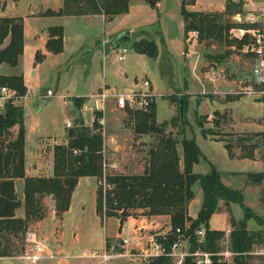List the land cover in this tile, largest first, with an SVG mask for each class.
Listing matches in <instances>:
<instances>
[{
    "label": "trees",
    "instance_id": "trees-1",
    "mask_svg": "<svg viewBox=\"0 0 264 264\" xmlns=\"http://www.w3.org/2000/svg\"><path fill=\"white\" fill-rule=\"evenodd\" d=\"M129 0H85L84 4L69 10L66 0L61 9L45 11V14H82L86 11L101 13L108 17L127 11ZM151 8L158 0H143ZM193 0H180V15L183 19V32L196 30L201 39L211 37L214 41H222L223 34L236 24L221 23L215 13L187 11L185 5ZM246 27L248 29L252 28ZM234 28V27H233ZM239 28H242L239 26ZM45 49L51 53L62 50L61 26H49L46 29ZM247 35L240 39L225 38V43L235 47L246 42ZM252 37L249 34V45ZM22 23L18 17H0V65L14 68L12 74H0V86H6L14 92V96L25 94L26 88L19 72L22 53ZM132 49L146 57L156 56L153 41L139 39L130 43ZM249 52V51H248ZM251 53V52H250ZM42 58L35 52L34 61ZM254 90H264L261 84H255ZM169 99L174 100L172 96ZM179 99V98H178ZM183 115L169 121H155V107L151 102L146 110H124L133 137L147 135L150 143L146 151V160L139 173L103 172L102 136L96 121L85 125L81 120L65 128L64 137L52 146V173L50 176H25L23 170V115L22 108L14 105L12 97L4 102L0 112V256L18 255L23 249L24 235L31 223L42 219L46 205L44 198L51 200L54 215L61 219L67 211L71 193L79 177H90L95 180V212L102 217L117 219L118 229L122 222L131 215L159 216L168 218V231L163 244L168 249L176 238L175 228L187 237L188 250L199 249L210 253L212 264H228L220 252L227 251L231 264H263V231L261 220L253 216L243 203L242 192L224 185L218 172L210 165L206 173H195L191 167L203 156L194 138L183 134L185 126V98L181 97ZM259 100L264 101V97ZM80 103V102H79ZM79 103L77 105H79ZM178 112V107H177ZM216 113V112H215ZM201 118L196 124L201 136H211L214 140H222L219 132L212 127H203ZM177 126V137L166 126ZM217 125V120L213 121ZM261 140L264 132L259 133ZM238 140V138H237ZM229 156L232 145L223 143ZM263 146V142H262ZM248 182L258 184L264 173H248ZM21 179L22 199L15 193L14 180ZM197 182L201 191L200 206L194 218L187 215V205L193 198L192 184ZM223 209L219 207V203ZM229 203H237L243 209V217L235 220L230 215ZM22 209V216H15V210ZM225 212L228 215L227 233L224 230L212 229L208 226L211 214ZM256 218V228L249 230L245 221ZM204 229L203 240L198 242L193 231L199 227ZM226 238L225 249L221 251L220 243ZM14 239L17 243H14ZM19 243V246H17ZM107 247V244L104 243ZM19 248V249H18ZM146 264H172L167 256L152 258ZM183 264H192L191 257H184Z\"/></svg>",
    "mask_w": 264,
    "mask_h": 264
},
{
    "label": "rangeland",
    "instance_id": "rangeland-1",
    "mask_svg": "<svg viewBox=\"0 0 264 264\" xmlns=\"http://www.w3.org/2000/svg\"><path fill=\"white\" fill-rule=\"evenodd\" d=\"M257 1L258 3L261 2V0ZM249 12L256 13L255 11ZM145 17L146 15L142 13V11H135L132 16V22L126 24L125 27H137V22ZM122 22V20H115L114 26ZM225 22L227 24H236L232 17L226 18ZM242 24L245 25V23H239L240 27H242ZM247 25V27L252 26L251 24ZM34 26L35 20H30L27 22L28 29H31ZM169 31H171V28H169ZM234 32L235 31L233 30L225 32L223 37L226 35L225 38H232L234 37ZM107 33L108 31L105 29L103 32L99 33L98 39H109V35H107ZM248 33L250 34V32ZM66 35L68 36V41L66 43L67 49L63 56L48 55L45 59H42L40 62H38V65H33V58H30L26 53L27 56L22 58L19 66V69H21L23 73L24 79L26 80L27 84L30 85L32 90V96L25 98L20 96L12 97L13 104L22 108L24 146L27 159L30 158L29 155L33 153L35 146H37L35 137L38 136V140L41 143H49V146H46L45 148V155L51 149V145L63 140L61 135L65 130L64 109L68 107L71 109L69 111V119H71L75 114L73 107H77V104L81 99L78 100V98L71 97L69 102H62V98L59 96L62 91L70 93L71 91L76 90L84 91L88 88L94 89L95 86L100 84L103 76L106 75V72L110 75L112 74L116 80L120 74L119 70L124 67L125 63L127 64L125 72L126 77H128L130 74H134L138 82H140L144 76L148 77L156 87L157 92H159L157 97L158 113L155 115L156 123L161 121H169L171 118L177 116L178 98H186V96L184 94L178 95L176 93L166 96L164 94L167 93L169 89L174 91L176 88L182 86V78L179 77L182 72L181 65L183 63L182 61L186 62L187 55L193 53V48L191 46L187 47V54L183 56L178 53V50L180 49L179 44H174V49L170 54L169 62L165 61L163 67L157 69L151 64V62H147L154 61L153 58H143L147 60H145L146 64L144 61L140 63L128 61L129 56L132 53L130 50L134 51L130 45V48L126 46V52L123 56H127V58L124 61L116 60L115 52L105 54V58L102 57L101 52L95 53V55L90 57V54H88L86 51L93 47V40L94 38H97V35H93L92 31H85L83 23L67 26ZM187 36L188 33L184 32V37L187 38ZM188 38L189 40L192 39L189 36ZM193 38L196 40L198 37L195 36ZM138 40L139 39L135 41ZM221 46V43L217 44V48H220ZM205 55V59L208 60L210 58L207 57L209 54L206 53ZM101 58L103 61L106 59V71L101 67ZM211 61L218 64L221 72L225 71L226 66L229 67L228 65H230L222 59H217L214 61L212 58ZM152 63H155V61ZM244 72H247V69H244L241 72L240 75L243 77ZM46 89H49L52 92V95H46ZM169 96H172L174 100L171 101ZM2 110L3 107H0V112ZM172 112L175 114L172 117H169ZM103 118L104 123L101 125L100 130L102 132V154L106 163L105 170L117 173H139L146 160V151L150 143L149 136L140 135L131 138L129 133L130 121L126 120L127 116L124 110L117 109L113 105L111 99L107 102L104 108ZM184 118L185 126L182 128L183 134L187 137L196 135L200 150L209 161L213 162L215 167L217 166L218 170H220L222 179L225 180L226 177L223 172L229 167L226 160L225 150L222 148L220 143L200 140V136H198L196 127L197 124L196 121H194V110L192 108H186L184 111ZM77 120L78 118H75L72 121L74 123V121ZM212 120H214L213 115L210 116V121L208 122L204 118H201L202 126L212 127L215 129L214 125L212 124ZM216 120L218 121V119ZM81 121L85 125H90L89 116H86L84 120ZM219 126L220 124H218V127ZM228 128L231 127L222 126L220 129L226 130ZM166 130H170L173 134H176L177 126L168 125L166 126ZM177 137H180V134H178ZM236 137L237 136L235 135L228 138L234 139ZM262 142L263 146L260 153V158L264 157V139H262ZM134 164L135 166H133ZM208 170V164L206 165L203 163L197 165L194 168V171L201 174L207 172ZM261 172L264 173V169H262ZM241 181H243V177H236L234 182L227 183V187L229 186L233 189L240 188L239 190H241L242 194L244 195H242L243 203L249 207V211L253 216H256L261 220L264 246V177L258 184H252L250 182L246 183L250 185H247V189H243L240 186L242 185ZM95 191L96 183L94 179H91L90 177L80 178L72 191L68 211L64 216H62L61 219H57L54 214L52 215L46 197L44 200L46 205L45 215L42 219L31 223V225L28 227V230L24 235L23 249H21L18 253L19 256L28 258L30 260L17 257L0 258V264H54L55 259L58 258L60 259L59 264H63L61 257L66 258V264H92L93 262L95 263L96 259H90L86 257L85 254L87 252H100L103 241L107 244V249H119L121 237H126L129 240L127 247H133L131 250L135 251L134 247H136V244L135 239L133 238L134 234L128 229V227L119 230L114 217H106L103 220L101 219V216L95 212ZM192 191L194 194L193 201L195 203L198 200L201 201L200 189L198 188L197 182L192 184ZM197 194L198 200L196 196ZM200 201L198 206H200ZM218 203L219 207L223 209V205L221 204L222 202ZM229 207L230 215H232L234 219L239 220L242 218L243 209L241 206H239L237 203H229ZM226 216L228 220L227 213ZM129 217L138 219L130 220L132 222L137 221L134 222L137 224H140L139 220L142 219L138 213L137 215H131ZM218 220L219 222L217 225H222L223 222L221 221L220 217H218ZM153 224H156V222ZM252 224L257 226L255 217H250L246 220V225L248 228H251ZM167 228L168 224L160 221L155 227H152L149 232L159 231L160 233L164 234ZM144 231L145 230H140V232H137L136 234H139L140 236L144 233ZM29 235H34V240L44 247V251L40 252L42 255L40 258L47 257L44 256L47 254H50L53 258L35 260V258L32 257L36 254L33 250L34 243L29 241ZM11 240L14 243H17L14 239ZM225 242L226 238L224 237V240H222L220 243L222 247L221 251L225 249ZM17 246H19V243ZM226 261H228V264H231L230 255L226 257ZM106 264L140 263L138 260L133 261L131 258L124 257L111 259Z\"/></svg>",
    "mask_w": 264,
    "mask_h": 264
},
{
    "label": "crops",
    "instance_id": "crops-1",
    "mask_svg": "<svg viewBox=\"0 0 264 264\" xmlns=\"http://www.w3.org/2000/svg\"><path fill=\"white\" fill-rule=\"evenodd\" d=\"M84 1L85 0H66V3L68 5V9L71 11L84 4ZM64 2L65 0H0V17H18L21 19L23 43L19 66L22 58L27 55H29L30 58H33V65H38V62H40L42 59H45L48 55L63 56L67 49L66 43L68 41L66 27L70 25H77V23H83L85 31H92L93 35H97V38H94L93 40V47L86 51L88 54H90V57L95 55V53L101 52L102 57L105 58V54L115 52L116 60L124 61L127 58V56H123L125 52L122 54L121 59H117L118 51L116 50L114 41L121 33L125 31L129 33V41L124 44L125 48L126 46L129 47V42L131 43L133 40L135 41L137 39L144 38L154 42L157 52L156 56L153 57L155 63H152L154 61H147L146 59H143H150L149 57L130 50L132 53L129 56L128 61H134L135 63L144 61L145 64L146 61L151 62V64L157 69L162 68L165 61L169 62L170 54L174 49V44H179L180 49L178 50V53L183 56L187 54V47L191 46L193 48V53L188 54L186 62L182 61L183 63L181 65L182 72L180 74L181 76L179 75V77L182 78V86L176 88L174 91L169 89L164 95L166 96L172 93H176L178 95L184 94L186 96L184 111L188 107L192 108L194 110V121H196L197 117L205 116L204 119L208 122L210 121L211 115H213L214 120L218 119L217 125H214V128L219 132V135L222 134V138L218 135V137H220L222 140H214L211 138V136H201L198 126H196L197 132L198 136H200V140L202 141L220 143L222 148L225 150L226 160L229 166L223 172L226 177L225 180H223L220 170H218L217 166L215 167L213 162L209 161L200 150L197 137L195 135L192 137L194 138L195 143L197 144L203 156V159H199L196 163H194L191 169L193 172L199 173L194 171V168L197 165L202 163L206 165L208 164L209 167L211 165L219 173L220 180L224 185L227 186V183L234 182L236 177L240 176L243 177V181H241L242 185L240 186L243 189H247V187L250 186L246 184L249 183L246 177L247 174L261 172L262 169H264V157L260 158V153L262 151V140L261 149L258 146L261 139V135L259 133L264 131V101L259 100L260 98L262 99L263 96L258 93L257 90H254L252 85L253 55L247 51L249 33L247 32L246 27L248 25L245 23V25H241L242 28H239L240 25L238 23L236 26H233L234 28L231 27L227 30V32L230 30L235 31L233 33V38L235 39H240L243 34L247 35L246 42H243L239 48H237L232 43H225V38H223V40L220 42L212 40L211 37L206 39L202 37L200 39L197 34L198 38L196 40L195 38L189 40V31L187 32V38H185L183 32V19L179 11L180 0H158L155 7L153 8H151L143 0H129L127 4V11L112 17H108L101 13H94L91 10L82 14H73V12L66 14L44 13L48 10L57 11L61 9L64 5ZM259 3L257 0H193L191 3L185 5V9L187 11L215 13L218 15L220 22L223 23L225 22L226 18H231L236 13L256 11L257 8H260L261 6ZM135 11H142L146 17L143 19L140 18L141 20L137 22V27L129 28L128 26V28H126L125 25L132 22V16ZM30 20H35V26L31 29H28L27 22ZM115 20H122L123 22L114 26ZM49 26H61L62 28V50L58 53H51L45 49L44 44L47 40L46 29ZM169 28H171V31H169ZM105 29L108 31L107 35H109V39L102 38V40H99V33L103 32ZM218 43L222 44L220 48H217ZM35 52H39L42 55V58L36 62L34 61ZM206 53L209 54L207 57H210L208 60L205 59ZM212 58L214 61L217 59H222L230 65H228L229 67L226 66L225 71L221 72L218 64L211 61ZM105 61L106 59L103 61L101 58V67L106 71L107 64ZM126 68L127 64L125 63L124 67L119 70L120 74L116 80L112 74L110 75L106 72V75L103 76L100 84L95 86L94 89L88 88L84 91L76 90L71 91L70 93L62 91L59 96L62 98V102H69L71 97L82 100L83 96L97 91L101 85L119 92L136 89L138 87V80L134 74H130L128 77H126ZM244 69H247V72H244L243 77L240 74ZM15 71L17 70L14 68L10 69L6 66L0 65V74L8 75L14 73ZM19 72L22 75V81L26 88L25 94L20 97L25 98L32 96L31 87L24 79L21 69H19ZM143 79H147L149 81L150 90L154 94L153 103L155 105V115H157V97L159 92H157L156 87L148 77L144 76ZM188 83L190 88L188 87ZM247 89H250L251 92L248 93ZM64 110L65 121V119L69 117V111L71 109L68 107ZM174 114L175 113L172 112L169 117H172ZM214 120H212V124ZM218 124H220L219 127ZM222 126L231 128L222 130L220 129ZM129 133L132 138L133 132L131 128L129 129ZM63 134L61 135V138L64 137ZM235 135L237 137L234 139L228 138ZM38 138V136L35 137L37 146H35L33 153L29 155V159L26 157V150L23 143V170L25 176H50L52 173L53 145H51V149L45 155V148L46 146H49V143H41ZM224 142H228L232 145L231 156L228 155L226 149L224 148ZM133 166H135V164ZM80 178L84 177H79L77 182ZM14 188L17 197L22 199L21 179L14 180ZM196 196L198 200V194ZM193 198L187 205V215L190 218L195 217L199 208L198 205L200 200L195 203ZM47 201L53 215L54 211L52 202L48 198ZM15 216L21 217L22 209L19 208L15 210ZM141 217L142 219L139 220V223L145 227L144 234L149 232V230L152 227H155L160 221L168 224V218L164 215ZM218 217H220L221 221L223 222V224L219 226L217 225L219 222ZM114 219L117 222V219ZM130 220L138 219L127 217L125 220L129 226L128 229L133 234H136V232H133L130 227L134 225L139 226V224L134 223L137 221L132 222ZM155 222L156 224H153ZM208 226L212 229L224 230L225 233H227L229 226L226 213L221 211L211 214L208 220ZM246 228L253 230L256 228V226L252 224L251 228H248L246 225ZM103 246L104 241L102 248ZM227 256H229V254L224 255L225 260ZM16 257L21 259L25 258L19 255L0 256V258ZM47 257H38L35 258V260L53 258ZM61 258L63 264H66V258ZM133 261L137 260L133 259ZM59 262V258L55 259L54 264H59ZM107 262L108 261L102 263L93 262L92 264H106Z\"/></svg>",
    "mask_w": 264,
    "mask_h": 264
},
{
    "label": "built area",
    "instance_id": "built-area-1",
    "mask_svg": "<svg viewBox=\"0 0 264 264\" xmlns=\"http://www.w3.org/2000/svg\"><path fill=\"white\" fill-rule=\"evenodd\" d=\"M256 13L246 12V13H236L232 16L235 22L247 23L253 25L252 28L247 31L250 32L252 37L251 43L247 46V51L251 52L253 55V65H252V80L255 84H261L264 86V2L261 0L260 8H257ZM197 36L196 30L189 31V37L193 38ZM118 51L117 59L122 58V54L126 52L124 45H119L116 47ZM250 93L251 90L247 89ZM264 97V90L259 91ZM14 92L8 89L6 86H0V107L4 106V102L9 97H13ZM46 95H52L49 89L45 91ZM5 99V100H4ZM112 100L113 105L120 110H146L151 102H153L154 94L150 90V84L147 79H142L138 82V87L129 91H115L104 85L90 94L82 97L79 105L74 107V116L69 119H65V128L73 125V119L78 118V120H84L86 116L90 117V123L96 121L99 125L100 130L101 125L104 123L103 111L109 100ZM71 117V116H70ZM82 122V121H81ZM84 122V121H83ZM264 139V138H263ZM104 158V157H103ZM106 163L105 159L103 162V172L105 170ZM104 220L105 218L102 217ZM125 227H129L124 221L121 223L119 230ZM133 232H140V230H145L143 225H134L130 227ZM169 227L163 233L159 231H152L146 234H134L136 247L135 251L131 249L133 247H127L129 240L126 237H121L119 249H107L103 246L100 252L89 251L85 254L86 257L90 259H96L95 263H102L115 258L128 257L131 259H136L140 264H146L152 258L159 256H167L171 259L172 264H183V258L188 256L191 257L192 264H212L210 259V253L195 249L193 251L188 250L187 237L180 232L179 228H175V233H177L176 238L170 243L168 249L165 248L163 242L166 240V233ZM204 229L200 226L198 229L193 231L194 236L198 242L203 240ZM31 238V239H30ZM144 238V239H143ZM29 241L34 243L33 250L35 255L33 258H40L42 256L40 252L44 251V247L34 240V235H29ZM264 255V249L261 251ZM221 255L229 254L227 251L220 252ZM51 257L50 254L44 255Z\"/></svg>",
    "mask_w": 264,
    "mask_h": 264
},
{
    "label": "water",
    "instance_id": "water-1",
    "mask_svg": "<svg viewBox=\"0 0 264 264\" xmlns=\"http://www.w3.org/2000/svg\"><path fill=\"white\" fill-rule=\"evenodd\" d=\"M129 41V33L127 31L121 33L114 41L115 46L124 45ZM183 114V105H182V99H178V115L179 118H182Z\"/></svg>",
    "mask_w": 264,
    "mask_h": 264
}]
</instances>
